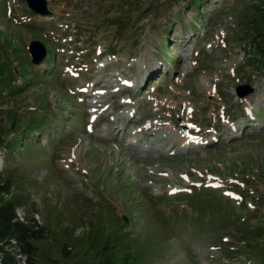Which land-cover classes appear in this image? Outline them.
I'll return each instance as SVG.
<instances>
[{"label": "rangeland", "instance_id": "1", "mask_svg": "<svg viewBox=\"0 0 264 264\" xmlns=\"http://www.w3.org/2000/svg\"><path fill=\"white\" fill-rule=\"evenodd\" d=\"M45 2L0 0L1 201L37 264H264V0Z\"/></svg>", "mask_w": 264, "mask_h": 264}, {"label": "trees", "instance_id": "2", "mask_svg": "<svg viewBox=\"0 0 264 264\" xmlns=\"http://www.w3.org/2000/svg\"><path fill=\"white\" fill-rule=\"evenodd\" d=\"M197 0H192L195 5ZM200 4V3H199ZM261 15V13H260ZM254 21H252L253 23ZM251 33V43L256 54L264 61V13L255 21ZM247 34V32H246ZM247 37H249L247 35ZM0 68L2 66L0 65ZM3 69V68H2ZM4 70V69H3ZM36 77V75H33ZM20 87L12 85L11 81L0 82V102L4 98L13 96ZM5 90L7 94H2ZM9 93V95H8ZM13 126V122L11 123ZM20 143L19 140L8 143L0 138V153H8ZM8 185H0V264H37L36 247L33 241L45 237V229L35 221L20 222L16 211L20 208L17 200L2 202L1 197L7 192ZM125 264V263H123ZM127 264V263H126Z\"/></svg>", "mask_w": 264, "mask_h": 264}, {"label": "water", "instance_id": "3", "mask_svg": "<svg viewBox=\"0 0 264 264\" xmlns=\"http://www.w3.org/2000/svg\"><path fill=\"white\" fill-rule=\"evenodd\" d=\"M28 7L35 13L39 15H48L46 9L45 0H26ZM28 53L32 57L31 62L33 64H39L45 57V49L38 43H31L28 47Z\"/></svg>", "mask_w": 264, "mask_h": 264}, {"label": "bare ground", "instance_id": "4", "mask_svg": "<svg viewBox=\"0 0 264 264\" xmlns=\"http://www.w3.org/2000/svg\"><path fill=\"white\" fill-rule=\"evenodd\" d=\"M101 90H102V88H101ZM102 91H104V90H102ZM97 92H99V93H100L101 91H97ZM103 93H104V92H103ZM96 103H98V104H99V103H101V102H96ZM158 138H159V137H156V138H155V140H157Z\"/></svg>", "mask_w": 264, "mask_h": 264}]
</instances>
